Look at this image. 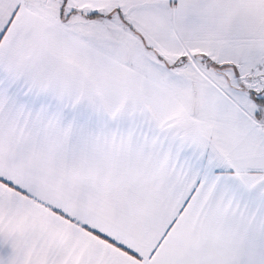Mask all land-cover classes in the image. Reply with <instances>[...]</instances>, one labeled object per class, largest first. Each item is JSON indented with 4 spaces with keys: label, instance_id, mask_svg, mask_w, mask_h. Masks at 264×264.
<instances>
[{
    "label": "snow or ice",
    "instance_id": "1",
    "mask_svg": "<svg viewBox=\"0 0 264 264\" xmlns=\"http://www.w3.org/2000/svg\"><path fill=\"white\" fill-rule=\"evenodd\" d=\"M0 264H264V0H0Z\"/></svg>",
    "mask_w": 264,
    "mask_h": 264
}]
</instances>
